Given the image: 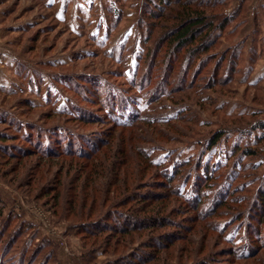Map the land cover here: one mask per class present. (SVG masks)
I'll return each mask as SVG.
<instances>
[{"label": "rangeland", "instance_id": "rangeland-1", "mask_svg": "<svg viewBox=\"0 0 264 264\" xmlns=\"http://www.w3.org/2000/svg\"><path fill=\"white\" fill-rule=\"evenodd\" d=\"M150 1L0 0V264H264V0L173 72Z\"/></svg>", "mask_w": 264, "mask_h": 264}, {"label": "trees", "instance_id": "trees-1", "mask_svg": "<svg viewBox=\"0 0 264 264\" xmlns=\"http://www.w3.org/2000/svg\"><path fill=\"white\" fill-rule=\"evenodd\" d=\"M221 1V0H219ZM150 2H154V4L160 9L162 7V4L166 6L168 3L172 4V6L169 7V10H167L170 18L173 21V25L168 28V30L164 33V36L161 37L162 40L165 38V42L168 43V46H170V49L175 51L176 58L173 61V64H171V72H173V69L176 67L174 65V62L180 58L179 54L180 52L184 51V49L187 51V61L190 62V67L192 65V61L201 55L206 54L209 49L211 44L213 43L212 41H209L212 37L213 31H217V29L224 28L226 23L228 22V19L230 18V15H222L221 19L219 22L215 23V20L209 19L208 16L204 12V7L211 6L208 4L206 0H151ZM264 4V1H261ZM176 7V8H174ZM238 8V5L236 6V10ZM158 13V12H157ZM150 15V14H149ZM163 16L159 17H166V13L162 14ZM152 16H156V12L152 13ZM209 41V42H207ZM189 67V68H190ZM188 68V70H189ZM111 108V107H110ZM122 124V123H120ZM119 124V125H120ZM262 132H264V124L261 126ZM220 137L219 133H216V135L211 139V145L216 143L217 139ZM7 135L4 133H0V143H4L5 139H7ZM41 139H37V146H41ZM45 143V142H44ZM49 145V143L44 144L43 148L40 150L41 154H50L51 150L49 148H46ZM36 147V150L38 147ZM95 146H98L95 144ZM42 147V146H41ZM48 150V151H46ZM88 152V150H85ZM38 152V150H37ZM248 154H253L255 153V150H245V153ZM85 154V152H83ZM89 154V153H88ZM199 165V164H197ZM180 165H178L179 167ZM204 168L202 170V175L203 177L200 176V181L204 183L205 178L208 179L209 175L205 174V172L208 170L207 165H203ZM198 169V168H197ZM202 169V168H201ZM200 169V170H201ZM162 178L163 180V191L164 192H169L172 191V188L170 187V183L174 181L175 175L178 174V170H167L164 172L161 170ZM199 183V182H198ZM199 183L198 185H200ZM206 186V184L203 185V187ZM204 189V188H202ZM199 191V190H198ZM181 193V192H179ZM145 193L142 194V196ZM199 192L196 193L195 199L193 197H188L187 198H193L194 203L192 205H195V209L197 210L199 205H200V198ZM156 196V195H154ZM181 197V196H180ZM187 201V200H186ZM190 202V201H189ZM223 202V200H220V204ZM257 206H256V212H261V220L264 219V190L257 195ZM188 203V201H187ZM212 209H207L204 211V213H211ZM213 212V211H212ZM255 212V213H256ZM254 213V214H255ZM252 214L251 216H255ZM257 217V219H260ZM251 221V218H250ZM258 232V231H257ZM257 236V235H256ZM254 234L252 237H256ZM227 239H230L229 237H225ZM229 241V240H228ZM231 243V242H230ZM233 254H235L232 251Z\"/></svg>", "mask_w": 264, "mask_h": 264}]
</instances>
